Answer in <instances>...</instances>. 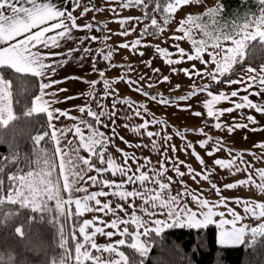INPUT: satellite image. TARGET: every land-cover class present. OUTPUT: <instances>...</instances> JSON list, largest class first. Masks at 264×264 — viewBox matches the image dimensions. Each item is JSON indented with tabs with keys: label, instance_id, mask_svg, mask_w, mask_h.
I'll use <instances>...</instances> for the list:
<instances>
[{
	"label": "snow or ice",
	"instance_id": "snow-or-ice-1",
	"mask_svg": "<svg viewBox=\"0 0 264 264\" xmlns=\"http://www.w3.org/2000/svg\"><path fill=\"white\" fill-rule=\"evenodd\" d=\"M200 2L201 0H163L161 8L159 0H153L155 9L166 13L168 19L174 18L176 13L185 7L198 5ZM257 2L260 4L258 15L252 18L245 17L242 22L233 21L230 25L221 23L224 6L219 2L200 15L186 13L179 21L176 30L181 35H173L170 38L174 41L190 40L193 46L191 54L180 47L179 43L172 46L176 49L175 52L157 46L158 54L170 66L171 73L183 72L190 79L199 77L208 80V83L195 87L187 95L166 98L161 93L145 91L144 82L151 81L147 73L140 75L138 80L126 79L124 75L120 79L124 80L132 91L147 98L149 103L175 106L184 111H191L193 106L181 102L190 101L198 94L206 93L203 101L206 112L192 111V115L206 116L213 121L211 127L229 135L238 129H248L257 125L256 118L250 114H245V122L233 118V122L229 124L221 120L225 113L245 109L264 114V102H254L250 99V96L259 97L264 94V63L257 67L252 66V61L264 59V0ZM79 7L80 0H60L59 4L56 0H0V142H7L13 146L10 155L0 154V230L10 228L11 235L20 242L19 252L11 246L6 249L0 248V264H30L25 254L39 251L40 226L44 225L55 230L56 246L60 249L58 254L46 257L45 264H145L144 258L149 255L152 245L142 238L151 234L159 237L166 229L173 228L203 231L215 225L220 229L218 243L221 246L245 243L247 247L253 249L258 245L264 246V222H261L264 221V202L254 198H235L232 202L243 209L244 215H241L234 208L229 207L231 198L224 197L221 187L215 183H210V189L217 194L215 200L205 198L202 190H189L183 181H180L181 189L173 195L170 187L173 183L172 177L165 175L169 171L166 164L171 166V170L177 176L182 177L185 173L180 171L179 165L184 164V161H179L178 158L174 161L172 157H167L165 160L166 152H164L161 153V160L158 161L160 167L157 169L149 158H137L115 145L114 138L118 137L116 119L120 118L117 104L128 106L134 116L143 121L132 129L138 135L143 134L148 138L156 137L164 141H171L172 136L161 137L160 130H149L155 125H160L162 130L166 127V122L146 118L150 114L145 104H136L128 99H113L112 111L109 112L103 101L110 96L118 95L112 85L119 81L103 79L105 69H97L93 64L91 70L99 71L102 79L85 81L93 88L98 83L104 86L103 95L95 97L99 111H93L90 107H79V112H87L90 120L81 119L71 126H58L62 117L67 120L77 118L70 116L68 110H61L55 105L76 97L61 98L59 94L66 92L67 89L57 88L56 85L66 82L69 77L60 80L53 77L57 74V68L63 67L67 63V58L74 52H83L84 55L78 58L84 60L91 55V49L87 46L66 48L65 52H56L53 49L60 48L62 41H72L74 31L90 33L96 28L91 22L78 24V20L92 10L85 7L80 16H77L73 9ZM120 7L123 9L139 7L143 12L142 17L118 19L116 22L122 27L131 20H136L137 23L150 20V25L146 24L142 30V37L159 35L164 30L149 11L145 0H122ZM104 10L102 7L96 8L98 12ZM108 10L119 15L114 7ZM205 15L210 18V25L202 23V17ZM150 28L152 31L149 30ZM194 30L200 31L203 38L195 39ZM101 31L106 42L110 38L106 28ZM133 31L135 26L115 34L127 36ZM98 39L97 36L88 35L79 39L78 43L84 45L85 40L94 42ZM145 46L147 45H143L139 38L131 44L119 45L120 48L133 50ZM42 49L48 51L44 52ZM139 54L143 55L142 52ZM205 55L208 56L207 60L204 58ZM173 56L176 58L172 59ZM56 57H64L63 63H57ZM111 57V51L100 55V59L104 61H109ZM186 60L199 61L204 67L202 69H196L195 65L190 69L171 67ZM237 65L239 70L233 72L234 66ZM111 67L115 68L118 65L111 64ZM119 67H125V72L136 71L131 65ZM146 67H151V61L146 63ZM152 72L157 74V79L155 83L148 82L146 84L148 88L154 87L157 83H170V76L160 75L159 68H153ZM232 75H237L239 78L231 79ZM30 80L34 81L35 88H32L31 83L25 86V81ZM218 84L229 86L238 84L241 87L230 93L216 89L214 94L211 89ZM179 87L180 85L177 84L173 90ZM241 92L246 94L241 95ZM221 102H230L232 106L217 108L216 106ZM41 114L46 119L47 130H43L41 125L40 130L30 137L35 154L33 159L21 155L14 141L19 134L17 127L19 122H34V118ZM105 118L111 121V125L105 122ZM132 118V116H124L127 120ZM109 127H111V135H106L100 130ZM124 127L127 128L128 125L125 124ZM251 130L258 129L251 127ZM176 134L181 137L185 135L179 129L176 130ZM198 134L204 137L199 141V147L205 150L209 158L225 150L223 140L214 139L204 131L203 127L198 130ZM118 138L129 147H147L141 143L130 144L122 136ZM42 142L44 146H41ZM49 142L51 150L47 147ZM109 144L122 155L123 164H118L112 153L108 151ZM151 144L153 149L163 146L158 145L157 140H152ZM254 147L264 148V143ZM188 150L201 165H205V160L196 152L195 145L189 142L185 151ZM82 151H86L88 155L82 156ZM172 151H176L174 145ZM227 151L229 158H216L212 161V165L202 168L200 172L193 170L190 165L187 166L188 174L193 181H196L197 177L208 181L216 168L228 170L231 175L248 172L252 165L244 159L245 153L234 152L230 148ZM248 154L255 155L251 152ZM139 159H143L144 163H139ZM129 160L137 165L135 171ZM21 163L24 167L19 168L18 171L11 170ZM5 169L8 170L6 173ZM149 171L153 173L152 176H149ZM91 172L96 174L89 175ZM105 173L113 177L119 176L121 179L100 178ZM258 175L260 180L264 181V169L258 170ZM146 182L156 187L149 188ZM128 185L134 187L128 190ZM245 185H254L259 192L264 193V183L257 184L251 174L246 179L225 184L223 188L232 190ZM95 186H100L101 190L89 191V188ZM104 188L108 191H104ZM108 196H113L123 203H117L113 207L112 201L102 202L100 199ZM186 198L195 205L194 208L188 203H183ZM136 199L142 201L138 206L135 204ZM128 208L132 209L131 215L127 213ZM220 208L226 211H220ZM22 209L28 213L23 219L20 218ZM96 212L103 216L111 214L113 219L106 221L103 216L81 219L85 213ZM121 212L125 213L124 217L119 215ZM137 212L143 215H137ZM226 215L231 218H225ZM161 216L162 219L157 218ZM248 217L254 218L258 225L253 227L242 223ZM66 225L67 234L64 230ZM130 225L133 226L132 231H129ZM117 235L121 239L113 240L112 238ZM97 236L105 237L110 242L100 244L97 242ZM69 240L72 241L71 247ZM202 246L203 241L198 248ZM122 249L131 250V254ZM185 264H187L186 256Z\"/></svg>",
	"mask_w": 264,
	"mask_h": 264
},
{
	"label": "rangeland",
	"instance_id": "rangeland-1",
	"mask_svg": "<svg viewBox=\"0 0 264 264\" xmlns=\"http://www.w3.org/2000/svg\"><path fill=\"white\" fill-rule=\"evenodd\" d=\"M122 0H80V7L73 9V12L75 15L80 16V13L83 8L87 7L92 9L89 11L85 16L80 18L78 20V24H85V23H94L96 25V36L99 38L97 41L94 42H88L89 45L92 47L94 46V56L91 58L88 56L84 60H80L78 57L84 55L83 52H80L79 54H76L74 52L71 57L67 58V63L64 64L65 67L70 68V60L73 59L75 62V65H78L79 68V83H61L56 85L57 88H64L67 89L66 92H61L59 95L60 97L64 96H70V97H76L74 99H70L66 102H61L55 105V107L61 109V110H68L69 115L72 117H76V120H67L65 118H61V120L58 123V126L61 125H68L71 126L73 124H76L79 122V120H90L91 118L88 116L87 112L81 113L79 112V107H90L93 111H99L97 108V100L95 97L102 96L105 92L104 86L102 83H98L95 85V87H91L89 83H86L85 81L91 82L96 80H101V76L99 74V71L93 72L91 69L93 67V64H95V67L97 69L103 68L105 69L104 77L103 79H109V80H115L119 81L118 83H115L112 85V88H114L118 95L116 96H110L106 100L103 101L106 109L110 112L112 111V102L113 99H128L130 101H134L136 104H145L147 106L149 117H146L148 119H159L166 122V127H164L161 130L160 125H155L153 127H150V131H161V137L165 135H171L172 140L171 141H164L163 139H158L156 137L148 138L146 135L140 134L138 135L136 132H134L132 129L141 124L143 121L140 118H137L134 116V113L132 110L128 108L126 105L117 104L116 108L118 110V116H120L119 119H116V133L119 136L124 137V140L128 141L130 144H136L141 143L144 145H147V147H141V148H135V147H129L125 143H123L118 137L114 138V143L119 148L123 149L124 151L128 152L130 155H135L137 158L141 157H147L152 162V165H155V168L159 169L160 164L158 161L161 160V153L166 152L165 160H167V157H172L175 161L176 158H178L179 161H184V164L179 165V169L181 172H184L185 175L180 177L177 176L174 171L171 170V166L167 165L169 167V171L165 173L166 176L172 177L173 183L171 184V193L175 195L178 190L181 189L180 181H183L185 185H187L188 189L191 191H199L202 190L205 198L215 200L217 199V194L214 190L210 189V183H215L218 186L221 187V192L224 197L231 198L229 200V207L234 208L237 212H239L241 215H244L243 209L233 203L232 201L235 198L238 197H244V198H254L255 200L259 202H264V193L259 192V190L254 185H245L241 186L232 190H226L223 188V185L232 183L234 181H239L242 179H246L249 174H251L253 180L256 181L257 184L264 183V181H261L258 175V170L262 163L260 161L261 158H259L258 155H252L245 153L244 159L247 160L251 165H253L252 168L248 170V172H239L235 175H231L228 170H221L219 168H216L214 170V173L209 177L208 181H205L201 179L200 177H197L196 181H193L191 176L188 174L187 166H191L193 170L196 172H200L202 168L212 165V161L216 158H229V153L227 149H229V136L224 135L223 132L220 133L219 130L213 129L211 127V124L213 121L208 120L209 118L204 117L203 115L201 117H195L192 115V111H200L202 113L206 112V109L203 105V101L206 97V93L198 94L196 97H193L190 101L187 102H181L183 103H190L192 104V110L191 111H184L181 110L179 107L175 106H161L154 103H149L148 99L143 97L142 95L136 93L135 91H132L131 88L124 82V80H121L120 77L122 75L125 76V78H130L132 80H138L140 75L147 73L149 77H151V81H145V91L151 92V93H161L164 97H172V98H178L182 95H187L190 91H192L197 86H203L204 84L208 83L207 79H200L199 77H192L191 79L183 74V72H177V73H171L170 72V66L165 63V59L161 57L157 52V46L163 47L168 49L170 52H175L176 49L172 47L174 44L179 43L180 47L184 48L186 52L189 54L193 51V46L191 44V41L188 39L181 40V41H174L170 37L173 35H181V33H178L176 30L178 27L174 28V30L166 34V36L161 38L151 37V38H144L141 36L142 29L145 25V22L137 23L136 20H131L129 23L125 24L123 27L121 24L117 23L116 21L120 18H126V17H140L141 13L136 7H129L127 9H123L120 7V3ZM104 8L105 10L102 12L96 11V8ZM116 8V12L119 14H114L111 12L110 8ZM186 13H195L194 7H185L184 9L178 11L174 18L168 19L167 14H165L162 17V21L166 23H172L175 24L176 19L177 21L182 20L185 17ZM178 23V22H177ZM135 26V31L131 32V34L127 36L118 35L115 33H119L121 31H124L128 28H132ZM179 26V23H178ZM107 31V35L110 37L106 42L103 39L102 31L101 29H105ZM88 36L86 31H79V39ZM194 38L195 39H202V33L200 31L194 30ZM73 40L68 42H61V47L58 49H53V51L56 52H65L66 48H73L77 47L75 44V35H73ZM141 39V42L143 45H147L145 47H139L135 50L128 48H120L119 45L123 43H129L131 44L136 39ZM87 43V44H88ZM87 45V46H89ZM46 52L48 49L45 50ZM108 51L112 52V57L109 61H104L100 59L101 54H107ZM143 53V55H140L139 53ZM172 59H175L176 57H171ZM206 60L208 59V56L205 55L204 57ZM57 63H63L64 57H56L55 58ZM151 61V67H146V63ZM111 64H116L118 67H111ZM121 65L127 66L131 65L133 69L136 71H127L125 72V67H119ZM195 65L196 69H202L204 65H202L199 61H187L181 64L173 65L171 67H176L177 69H190L192 66ZM63 66V67H64ZM153 68H159L161 70L160 75H169L170 76V83H157L154 87L148 88L146 84L148 82L155 83L157 79V74L152 72ZM235 68V66H234ZM233 68V69H234ZM67 69H63L60 67L59 70H57V74L53 77V79L60 80L66 76ZM239 77L236 75L234 79H238ZM179 84L180 87L176 90H173L174 86ZM236 86H240L238 84H233L231 88L232 90L236 89ZM229 88V89H230ZM154 91V92H152ZM225 93L227 91H224ZM241 94V93H240ZM246 94V93H245ZM235 100V98H234ZM226 105L224 104L221 108H226ZM230 105L229 107H231ZM217 108L218 105H217ZM236 112L230 113L231 118H235ZM124 116H132L133 118L130 120L124 119ZM225 116H228L227 113H225ZM207 119V120H206ZM223 122H227V119L221 118ZM105 122L111 125V121L107 120L105 118ZM127 124L128 127L125 128L124 125ZM203 127L204 131L211 135L214 139H222L223 143L225 145V150L220 151L216 154V156L209 158L206 155V152L204 149H201L199 147V141L203 139L204 137L198 134V130ZM179 129L181 132L185 133L183 137L178 136L176 134V130ZM101 131L105 132L106 135H111V127L105 129L101 128ZM143 131V130H142ZM87 130H85V135H87ZM71 136V134H69ZM157 140L158 145H163L162 147H158L156 149L152 148L151 141ZM192 143L196 147V152L199 153V155L205 160V165H201L199 161L195 158V156L192 154L190 150L185 151L187 148L188 143ZM63 145V142H62ZM175 146L176 151H172V146ZM211 147V145L209 146ZM108 151L112 153L113 158L116 160L118 164H123V157L120 153L116 152L115 149L112 147L111 144L108 146ZM82 156H87L86 151L81 152ZM107 155V153H106ZM259 159V161H257ZM139 163L143 164L144 160L139 159ZM237 163H239L237 161ZM129 164L132 165L133 171H135L137 165L133 164L131 160H129ZM261 170V169H260ZM145 171H147V168H145ZM95 172L89 173V175H95ZM149 176H152V172H148ZM100 178H107L109 180H120L121 178L119 176L113 177L108 173H105L103 177ZM167 182V181H164ZM146 186L149 188L156 187V185L146 182ZM134 186L128 185V190H131ZM136 187H139V185H136ZM101 190L100 186H95L89 188V191H98ZM104 191H108L107 188L103 189ZM102 202L106 201H112L113 207L117 203H123L122 201H118L113 196L108 197H102L100 198ZM142 203L140 199L135 200V204L138 206ZM183 203H188L190 207H195L194 204L191 203L190 199L186 198ZM220 211H226L224 208H220ZM132 209L128 208L127 213L128 215H131ZM121 217L125 216V213L121 212L119 213ZM137 215H143L140 212H137ZM94 216H103V214L96 212V213H85L83 216V219H93ZM147 219V217H144ZM157 218H163L157 217ZM225 218H231L230 216H227ZM103 219L106 221H111L113 219L112 215L109 214L108 216H103ZM264 222V221H261ZM242 223H247L250 226H257L258 222L254 220V218L248 217ZM123 227V226H122ZM174 229V228H173ZM111 231V229H107ZM133 230V226H129V231ZM168 230V229H166ZM218 234L220 232V229L217 227ZM150 237V236H148ZM148 237H143L148 244H151V240ZM113 240H119L121 239L120 236H114L112 238ZM97 242L100 244H106L110 241L102 236H97ZM125 250V249H122Z\"/></svg>",
	"mask_w": 264,
	"mask_h": 264
},
{
	"label": "trees",
	"instance_id": "trees-1",
	"mask_svg": "<svg viewBox=\"0 0 264 264\" xmlns=\"http://www.w3.org/2000/svg\"><path fill=\"white\" fill-rule=\"evenodd\" d=\"M148 5V9L152 15L155 16L158 23L163 27V31L159 35H147L144 38H161L163 39L166 34L171 33L174 28L178 27L179 21L175 24L163 22L161 19L166 14L159 9H155L153 0H145ZM161 8L163 7V0H159ZM222 3L224 11L221 18V23L231 24L233 21L242 22L245 17L252 18L259 14L260 4L257 0H201L198 5H194V15H200L206 12L207 8L213 7L217 3ZM141 15L143 12L141 8L136 7ZM146 24L150 25V20H144ZM178 22V23H177ZM202 23L211 24V20L208 16L202 17ZM144 25V27H145ZM143 27V29H144ZM142 29V30H143ZM152 31V29H149ZM211 30V29H209ZM264 63V59H256L252 61V66L257 67ZM239 70V66H235L233 72ZM236 75H232L230 78L234 79ZM31 83L32 88H35L34 81H25L27 87ZM216 89L226 91L227 84L215 85L211 90L216 93ZM154 92V91H152ZM14 110L16 107L14 105ZM205 113V112H204ZM206 117V116H204ZM207 120V119H206ZM211 120V119H208ZM212 121V120H211ZM43 126V130H47L46 119L41 114L34 118L32 121H21L17 125L19 134L16 136L14 143L18 146L19 153L35 159V154L32 149V142L30 137L35 135L40 126ZM214 129V128H213ZM44 146V142L42 145ZM49 150H51V143L47 144ZM13 151L12 144L7 142H0V154L10 155ZM24 167L21 163L18 167L11 169L12 171H18L19 168ZM8 170L5 169V173ZM59 171V169H57ZM51 206V204H50ZM23 219L27 215L26 210H20ZM54 214V213H53ZM83 220V217H81ZM79 223V221H77ZM65 234L68 233V226H65ZM11 229L0 230V248H7L11 246L16 252L20 251V242L18 239L11 235ZM151 240V251L147 257H145V264H185V256L187 258V264H264V246H257L256 248L247 247V244H239L232 246H221L218 243V230L215 225L210 226L208 229L199 231L188 228H174L165 230L161 236L155 234L149 235ZM203 241V246H198ZM247 241V237H246ZM72 241L69 240V246L71 247ZM126 252L131 254V250L125 249ZM60 249L56 246V234L55 230L44 225L40 226V248L36 253H26L27 260L30 264H45L46 257L58 254Z\"/></svg>",
	"mask_w": 264,
	"mask_h": 264
},
{
	"label": "crops",
	"instance_id": "crops-1",
	"mask_svg": "<svg viewBox=\"0 0 264 264\" xmlns=\"http://www.w3.org/2000/svg\"><path fill=\"white\" fill-rule=\"evenodd\" d=\"M56 3L59 4L60 0H56ZM75 14V13H74ZM82 25V24H81ZM83 32V31H82ZM79 31H74L73 35H75V44L77 47L83 48L84 46L89 45L90 43L88 42H93V41H89V40H85L84 45H80L79 42ZM51 34V33H50ZM88 35H93L96 36L97 32L94 29L92 32H87ZM83 37H84V33H83ZM88 43V44H87ZM91 49V55L89 56L90 58L92 56H94V46H87ZM46 49H42V51H45ZM76 54L80 55V52H76ZM74 61L73 59H71L70 62V68L68 67H61L63 69H67V73L65 77H69V79L64 82V83H79V68L78 65H75V62H71ZM60 67L57 68V70H59ZM72 77H76L75 79ZM230 87H232V85H227V88L229 89ZM241 86H236L237 88H240ZM235 89V90H236ZM226 93H230L231 92V88L229 90H226ZM215 94V93H214ZM241 95H245L244 92H241ZM234 99V98H232ZM236 99V98H235ZM250 99H252L254 102H264V94H262L261 96L257 97V96H250ZM224 104H229L226 105V108H228L230 105H232L230 102H221L220 104H218V107L221 108L224 106ZM217 107V106H216ZM235 118L237 119V121L239 122H245V114H250L253 115L256 120H257V125H253L251 127H256L258 130L257 131H252L251 127L248 129H238L236 130L233 134L229 135L227 132H223L224 135H228L229 136V148L232 149L234 152H243V153H255V157L256 155L259 156L260 161L262 163L259 168L260 169H264V148H259V147H254V145H258L261 143H264V114H260V113H256L254 110H249V109H245L243 111H235ZM228 116H223V118L227 119V123L231 124L233 122L230 113H227ZM246 137V138H245ZM247 161V160H246ZM257 161H259V159H257ZM239 162V160H238ZM248 162V161H247ZM249 163V162H248ZM253 166V165H252ZM252 169H254L253 167H251Z\"/></svg>",
	"mask_w": 264,
	"mask_h": 264
}]
</instances>
